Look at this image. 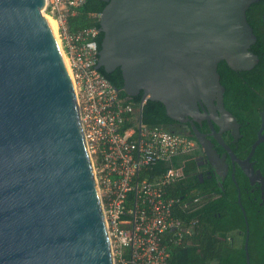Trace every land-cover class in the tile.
I'll use <instances>...</instances> for the list:
<instances>
[{"label":"water","instance_id":"1","mask_svg":"<svg viewBox=\"0 0 264 264\" xmlns=\"http://www.w3.org/2000/svg\"><path fill=\"white\" fill-rule=\"evenodd\" d=\"M103 1L96 69L118 67L127 96L142 92V101H158L170 119L190 123L218 181L226 154L252 181L264 109L256 140L238 158L221 138L231 130L237 141L240 124L224 107L217 66L241 71L258 63L246 18L258 0ZM45 3L0 0V264H114L74 84ZM141 112L142 105L140 121ZM202 119L225 148L222 157L197 129Z\"/></svg>","mask_w":264,"mask_h":264},{"label":"built area","instance_id":"2","mask_svg":"<svg viewBox=\"0 0 264 264\" xmlns=\"http://www.w3.org/2000/svg\"><path fill=\"white\" fill-rule=\"evenodd\" d=\"M86 0H46L44 15L56 22L59 49L71 74L79 116L99 192L114 264H172L169 245H182L197 219L183 220L201 198L181 202L167 188L181 174L175 157L188 154L191 137L139 120V111L97 69L99 29L70 30L68 18ZM99 17L98 15H95ZM159 162L156 177L139 179L142 168Z\"/></svg>","mask_w":264,"mask_h":264},{"label":"trees","instance_id":"3","mask_svg":"<svg viewBox=\"0 0 264 264\" xmlns=\"http://www.w3.org/2000/svg\"><path fill=\"white\" fill-rule=\"evenodd\" d=\"M106 2L102 0H86L77 9L74 15L69 16L70 30L81 28H100L98 15ZM264 0L252 3L247 11L246 18L256 35V41L250 50L255 53L259 61L250 70H232L224 61L218 63L217 72L220 75V83L224 87L223 102L225 108L230 111L241 124L242 138L239 140L242 153L245 157L251 144L255 140L257 129L260 126L259 111L264 107ZM103 33L99 31L97 36L98 50ZM112 85L118 89L120 99L130 102L134 109L138 110L142 92L129 97L121 86L123 78L121 70L117 67L110 73L103 68L98 70ZM141 121L149 126H158L165 130L187 135L191 138V132L185 130H171L169 125L174 122L165 112L164 106L158 101L146 100L142 105ZM261 144L259 147H263ZM258 153V152H257ZM264 158V153L261 152ZM186 155L173 158L181 160ZM165 169V163L159 162L151 167H144L139 171V179H152ZM240 169L235 172V180L242 186ZM227 189L225 196H221L216 182L206 180L200 184L197 179L190 180L181 176L167 188V193L179 198L181 202H190L195 197L201 198V205L192 212L180 211L178 215L185 221L197 219V223L190 233L185 235L182 245H169L172 264H246L245 260V230L244 215L238 205L237 189L231 177L225 184ZM245 213L249 221L248 253L250 264H264V222L260 223L255 214L245 207Z\"/></svg>","mask_w":264,"mask_h":264},{"label":"flooded vegetation","instance_id":"4","mask_svg":"<svg viewBox=\"0 0 264 264\" xmlns=\"http://www.w3.org/2000/svg\"><path fill=\"white\" fill-rule=\"evenodd\" d=\"M263 109L259 111V114L261 113ZM169 127L171 128V130H185L188 133L191 132L192 136H194V138H192L193 146H192L191 151L188 154H186V156L181 160L182 176H186L190 180L197 179L200 184H204L206 180L213 179L216 182L220 190L219 195L221 196H225L226 191H227L225 184L227 183V178L231 177L237 189L236 201L238 205L240 206V209L241 210L243 209L245 211V207H247L251 212L255 214L256 218L259 219V222L263 223L264 222V158L262 157L261 152L264 153V146L263 147H259V146L261 144H264V141L257 145L253 155L250 158L252 167L254 171L256 172V176L254 177L252 181L244 174V172L241 170V168L236 162H232L228 154H226V157H225V162L228 164V169L225 172L223 179L221 181H218L216 179V176L213 171V168L210 163L207 152L200 145V143L196 140V137L194 135V130L192 129V126L190 125V123L174 121L173 123L169 125ZM196 127L200 131V133L203 134L204 138H206L212 144L211 145L212 149L216 151L218 156L222 157V155L226 153V150L223 147V145L217 141L214 135V131L212 130L208 119H202L201 124L196 123ZM213 128L215 131L219 130V128L215 124H213ZM258 129H257V132H258ZM240 130H241V124L239 127L240 136L238 137V140L235 142L233 141L231 130H224L221 133V138L224 141V143L227 144L231 148V150L234 152V154L238 158H240L239 154L243 152L239 144V140L242 138V135H243ZM262 133H264V127L262 130ZM256 138H257V133H256L255 140ZM246 156L241 159L246 158ZM238 169H240L242 173V176L240 175V178L242 180L241 187L236 182L235 177L234 178L232 177V173L235 175V172ZM238 194H239L240 204L238 202ZM247 221H248V218H247ZM248 227H249V221H248Z\"/></svg>","mask_w":264,"mask_h":264},{"label":"bare ground","instance_id":"5","mask_svg":"<svg viewBox=\"0 0 264 264\" xmlns=\"http://www.w3.org/2000/svg\"><path fill=\"white\" fill-rule=\"evenodd\" d=\"M45 17H47L48 21L50 22L52 29H53L54 36L56 38V22H55V20L49 16H45Z\"/></svg>","mask_w":264,"mask_h":264},{"label":"rangeland","instance_id":"6","mask_svg":"<svg viewBox=\"0 0 264 264\" xmlns=\"http://www.w3.org/2000/svg\"><path fill=\"white\" fill-rule=\"evenodd\" d=\"M176 162H179V160H175Z\"/></svg>","mask_w":264,"mask_h":264}]
</instances>
